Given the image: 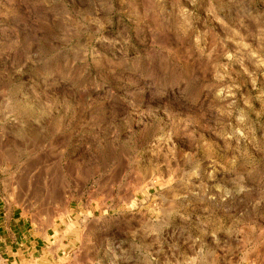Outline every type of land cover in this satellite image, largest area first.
Here are the masks:
<instances>
[{
    "label": "rangeland",
    "instance_id": "374dc122",
    "mask_svg": "<svg viewBox=\"0 0 264 264\" xmlns=\"http://www.w3.org/2000/svg\"><path fill=\"white\" fill-rule=\"evenodd\" d=\"M0 264H264V0H0Z\"/></svg>",
    "mask_w": 264,
    "mask_h": 264
},
{
    "label": "crops",
    "instance_id": "0c3cea01",
    "mask_svg": "<svg viewBox=\"0 0 264 264\" xmlns=\"http://www.w3.org/2000/svg\"><path fill=\"white\" fill-rule=\"evenodd\" d=\"M35 241L33 240V241H31V240H27L26 242H25V247H24V249L22 250V252H23V256H25V255H27V256H30V255H34V254H36L37 255V253H38V258H42V257H44V253L46 252V251H44V253L42 252V253H39V250H37L36 249V246H35ZM22 244H24V243H22ZM11 246H8V245H5V252H4V254L5 255H7V257L9 256V248H10ZM50 248H52V246L50 247V246H48V249H47V253L50 255V254H53L52 253V250L50 249ZM16 253H19V251H17V252H15L14 254H16ZM5 260H8V259H5Z\"/></svg>",
    "mask_w": 264,
    "mask_h": 264
}]
</instances>
